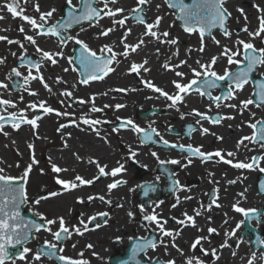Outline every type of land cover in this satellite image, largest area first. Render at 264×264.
<instances>
[{
  "label": "flooded vegetation",
  "instance_id": "obj_1",
  "mask_svg": "<svg viewBox=\"0 0 264 264\" xmlns=\"http://www.w3.org/2000/svg\"><path fill=\"white\" fill-rule=\"evenodd\" d=\"M136 5L137 0H134V7ZM147 8L148 5H145L143 12L147 22H154L157 16H161L163 19L159 25V32L168 31L171 34L173 29L170 28L174 27L165 24L167 23L163 16L165 11L150 9V15H147ZM127 12L129 11H125L124 15ZM166 12L173 14L170 9ZM136 23L137 25L130 27L131 34L127 39L129 44L136 43L145 31L144 25ZM179 28L183 31L180 26ZM68 32L65 34L68 35ZM144 39L146 41L144 46L131 54L128 59L121 56L118 62L112 65L115 70L102 80H92L88 84L81 83L80 71L74 65L79 85H96L88 87L89 93L96 98L107 99L103 101L102 106L111 104L107 95L111 93V97L115 94L120 97L118 102L124 107L116 109L121 114L119 119L114 120L113 113H109L107 120L88 125L94 133L80 129L82 122L74 118H71L72 122L68 123L69 132L66 127L60 128L63 124L61 120L55 124L57 126L54 127V132L60 138L61 145L48 149L46 152L59 153V158H55V161L50 163H55L66 171L58 174L51 171L52 175L69 182H73L77 175L93 180L90 185H81L67 191L64 190L63 185L54 184V189L63 191L61 195L79 194L75 199L69 198L59 202L63 206L65 201L75 206L77 210L74 211V218H82L87 224V230L83 229L82 234L75 235L76 241L72 247L76 250L66 253L62 245L74 234L71 232L66 241L59 245L63 248V252L58 254L71 260L87 261L88 264H135L137 260L142 264H165L168 260H175V264H185L188 257L199 258L204 264H248L250 259L253 260V264H257L258 255L264 261V246L256 243L258 237L264 240V172L259 170V167H264V149H261L259 143L252 144L249 141H245L246 147L241 146L237 149V142L242 137L252 134L253 130L248 127V123L264 120V107L257 108L249 105V110L241 112L239 107L223 106L224 104L239 106L240 101L252 97L254 82L261 79L264 66L251 75L250 83L237 94L236 99L223 101L221 106L217 107L208 97H202L193 91L185 97L183 103L177 106V110V108L167 107L171 101L145 87L141 80L151 81L169 94H175L177 90L172 81L180 78L176 77L173 71L165 70L162 65L166 62L174 65L180 60H187L188 66L178 69L186 73L182 82L187 83L193 78L190 69L198 68L196 61L208 63L210 58L197 56L198 51L196 54L192 51L189 53L186 48L159 44L151 37H144ZM76 46L77 44L73 42L72 54ZM157 48L160 49L159 55L156 52ZM114 50L117 53L122 52V45H117ZM177 51L178 55H173ZM191 54L195 57H191ZM144 60H147L145 67L149 71H142L140 75L128 72L132 62L142 63ZM225 68L235 69L236 65L230 66L223 59H219L214 65V70L221 75ZM218 84V88L211 90L213 96L222 95L227 91L226 81L218 82ZM117 89H128V91H116ZM40 109H34V118L38 116ZM193 109L210 117L220 115L231 116L233 119H222L219 123H211L209 120L196 116ZM181 113L185 114L183 118ZM252 113L255 114L254 117ZM47 115L48 113L42 110L40 119L45 121ZM129 119L146 131L155 128L160 136L152 134L151 141L141 143L142 133L138 134L130 128L120 127L123 121ZM198 120L199 123H197ZM189 125L194 129L191 132L188 130ZM28 126V124H21L19 129H16L17 134L22 135L23 131L20 130ZM8 127L12 128L11 125L4 126L5 129ZM58 128L59 131H57ZM201 128H207L209 132L202 134ZM30 130H33L31 126ZM48 133L49 128L44 127L40 132L37 130L35 136L29 132L31 137L29 136L28 139H34L40 135L43 140L42 136L45 137ZM161 137L168 140L170 145L201 147L205 153H213L217 150H221L222 154L234 152V158L226 157L233 159V163L250 162L251 158L257 155L262 159L259 167L255 169H237L231 164L223 163L218 157L205 162H202L199 157H190L191 163H189L187 152L165 146L161 142ZM65 142L68 143L69 149L64 148ZM130 149L136 152L134 157L131 156ZM153 152L156 156L152 155ZM173 160L179 163H171L170 161ZM97 163L105 166L107 173H111V170L119 165H123V170L115 176L100 175ZM44 164L48 167L46 160ZM0 165L2 166L1 162ZM117 181L120 182L119 186L109 191L107 185ZM174 181L177 183L174 184ZM229 181L236 182L229 183ZM28 182L27 178L26 187ZM146 187L150 189L147 195H145ZM241 193L243 195H240ZM89 196H103L104 200L96 198L88 201ZM80 199H83L84 203H81ZM216 203L220 207H216ZM209 204H212L210 211L206 210ZM173 205L176 206L173 207ZM233 205L257 211L250 213L251 218H248L236 212ZM141 207L144 208V213L141 212ZM153 209L158 214V218L167 221L165 225L167 230L174 234L180 233L174 242L179 249H182L183 255L177 252L176 248L171 247V237H164V243H159L161 233L156 229V225L143 219V215L151 213ZM196 211H200L201 215H195ZM129 212L133 213L132 217L128 215ZM185 213L194 217L196 227L190 226L187 221L185 225L177 223L185 219ZM89 217L95 218L89 220ZM209 217L211 220L208 219ZM238 224L239 227H237ZM209 227L215 228L216 233L209 234L207 231ZM233 232L235 235H231ZM199 236L208 237V240L202 241L201 245L193 250L191 244ZM144 239L156 240L157 247L139 252L134 256L133 248ZM44 242L45 240L38 241L35 237L31 242L35 246V253L38 252V245H44ZM225 242L228 246L221 248ZM88 245L91 247H87ZM200 248L207 249L209 252L216 249L218 259L211 255H204ZM253 253L256 260L253 259ZM42 259L58 264L55 260L46 257Z\"/></svg>",
  "mask_w": 264,
  "mask_h": 264
},
{
  "label": "snow or ice",
  "instance_id": "obj_2",
  "mask_svg": "<svg viewBox=\"0 0 264 264\" xmlns=\"http://www.w3.org/2000/svg\"><path fill=\"white\" fill-rule=\"evenodd\" d=\"M24 4L28 3V0H23ZM67 5V14L62 19L55 23H51L54 13L56 12L55 8L47 12H41L39 4L35 5V10L39 13V18H33L28 15H25V8L21 6V0H4V3L0 5V8L6 9L8 13L11 14L13 18H20L22 21L27 22L34 34H27L23 25L17 28V31L23 34V41L28 42L35 48V52L38 54L36 59H33L28 53L25 46V43L21 40H13L8 38L5 35H0V41H5L9 45H18L22 50L20 56L18 57L19 66L13 67L6 76V79L13 81V77L20 78L21 82L13 81V86L16 89L23 88L31 96L38 95L37 92L31 90L30 84L32 81H39L42 86L51 94L52 88L46 82L45 78L42 75L41 69L44 65V62H50L55 65L58 63L56 57H62V51H48L42 49L39 44L37 37L48 36L55 37L61 46L66 45L69 42L74 41L77 45L80 46L79 56L76 58V61L69 59V64L78 63L81 70L80 75L82 77L81 83L88 84L92 80H102L109 73L113 72L115 69L112 67L114 62H118V57H123L128 59L131 54L136 53L142 46L145 45L146 41L144 37H151L159 44H168L178 46V40L175 38H169L170 33L168 31L159 32V25L162 21L161 16H157L154 22H147L145 16L142 14L144 12V6L150 3V0H137L136 7H133L130 12L131 15H124L125 9L122 7H112L118 3V0H65ZM164 3L169 9L173 11V14L178 20L182 22L183 31L188 34L199 33L201 39V46L196 49V51L204 52L205 46L203 43V38L206 35H211L213 29H218L225 37H231L232 33L228 30L227 22L230 18V13L225 7L226 0H164ZM102 5L97 7V5ZM160 6L157 5V8ZM257 10L264 13V9L259 8L257 5ZM242 11V10H241ZM108 17L112 19L113 27L102 29L99 33L100 36L107 37L111 32L117 30L118 26L120 29H123V33L120 39V45H122V52L117 53L114 50L113 46L104 45L99 50V54L92 50L87 43L80 40L78 36L66 35L74 24H83L87 22L89 26H99V21L103 18ZM117 17H120L117 19ZM4 19V16L0 15V20ZM129 19H133L139 24L144 25L145 31L138 41L134 44H129L127 39L131 34V28L126 27V23ZM83 31V29H81ZM6 31V30H5ZM242 31L248 33L250 38L264 37V16L259 18V28L251 32L245 26ZM213 40L216 44H220L219 40ZM237 49L233 50L228 46H223V51L220 53V56L226 57L228 65H236L235 69L225 68L223 74H218L214 70V65L218 62L219 57L213 56L210 58L208 63H201L199 60L196 61L198 68H191L193 78L187 83H183L182 80L185 77L186 73L179 71L178 69L182 66H188L187 60H180L176 64H171L166 62L162 65L165 70L173 71L175 76L180 78L178 80L172 81L174 88L177 90L175 94H169L167 91L156 86L151 81L141 82L145 87L151 89L153 92L158 93L159 96L166 98V100L171 101L167 105L169 108H177L180 103H183L185 97L191 92L195 91L200 96L208 97L212 103H215L217 107L221 106V102L236 99L237 94L244 89L246 85L250 83L251 75L256 72L261 66H264V48H256L254 44L250 41L246 42L242 39L236 40ZM189 53L192 49H188ZM157 55L160 54V49H156ZM14 57L17 56L16 53H12ZM173 55H178V51L173 53ZM242 57V58H239ZM6 63V58L0 57V64ZM147 60H144L142 63L132 62L128 68V72L135 73L140 75L141 72H147L149 69L145 67ZM26 68L27 74H23L20 71V68ZM69 69H64L68 71ZM73 71L76 69L73 68ZM35 73V74H34ZM226 81L227 82V91L222 95L213 96L211 90L219 87L218 82ZM57 83H63V81L57 77ZM255 88L253 91L252 97L240 101L239 106L236 104H224L223 106L229 108L239 107L240 111L249 110V105H254L257 108L264 107V73L261 74V79L254 82ZM195 86V87H194ZM0 89L8 90L9 84L0 81ZM135 90V89H132ZM116 91H128V89H117ZM60 95L65 97H71L73 94L70 91L61 92ZM22 100L23 97L21 96ZM79 103H86L84 100H79ZM16 105L9 99L0 98V132H3V128L6 123H10L13 129H19L21 124L31 125L32 129L37 128V120L40 119L39 116H36L33 119H28L24 115V110H21L19 115L17 113H7L8 108H15ZM30 109H36L37 107L41 108L44 113H53L57 116L69 115L68 113H61L56 111L50 106L46 105V102L39 101L29 104ZM109 107V105H105ZM117 109L124 107V105L117 104L115 106ZM99 109L92 107L91 111L95 112ZM193 112L196 116L201 119L209 120L211 123H219L222 119H233L231 116L222 117L217 115L215 117L207 116L204 113L193 109ZM185 114L181 113V118ZM254 117L255 114L252 113ZM119 119V118H118ZM82 123L88 125H95L100 123V121H90L86 118H82ZM199 123V120L197 121ZM66 125H60V128H64ZM121 128H130L131 131L135 133H142L143 137L141 143L145 141H151L152 134L160 136V133L155 129L151 128L150 131L140 128L132 120H125L120 125ZM248 127L253 131L250 136H244L237 142V149L241 146H245V141H249L252 144L259 143L261 149H264V120H256L255 122H249ZM60 129L58 128L57 131ZM189 132L193 131L191 125L188 126ZM116 131V129H114ZM209 130L207 128H201L202 134H207ZM7 135V133H3ZM217 139H222V137H217ZM161 142L165 146H171L173 148H179L183 152H187L189 158V163H191L190 157H199L202 162L212 160L214 157H218L220 161L225 164H231L234 168L237 169H255L259 167L261 156L257 155L251 158L250 162H235L233 159H228L226 157H235L234 152H227L222 154L221 150H217L213 153H205L201 150V147H193L192 145H175L171 144L168 140H165L161 137ZM66 146V145H65ZM33 145L29 144L28 148L33 149ZM130 154L132 157L136 155L135 151L130 149ZM153 156H156V153H152ZM173 164L179 163V161L173 160L170 161ZM35 156H32L31 162L25 167L23 176L20 178L21 181L27 180L29 174L35 164H37ZM163 163V162H162ZM97 167L100 175L111 174L115 176L117 173H120L123 170V165L111 170V173L105 171V166H100L97 163ZM261 172H264V167H259ZM3 169L0 168V264H7L8 261H11L12 264H15L16 257L24 260L26 254L32 252V249L25 247L24 245L30 239L33 233L39 232L41 230L45 232H50L53 235L54 241H45L41 249L33 255L34 261H41L42 257H47L49 259L56 258L64 264H88L87 261L82 260H71L66 258L63 255H58V253L63 252V248L59 247V243L67 239L70 234V229L66 226L65 221L62 217L57 219H47L44 216L40 215V220L42 223H36L32 220H25L24 217L20 214L21 206L27 202V195L24 183H16V178L12 176H6L3 174ZM43 171V170H42ZM51 171L54 174H58L66 169H61L55 163L51 164ZM98 179V177H97ZM56 184L63 185L65 191L75 189L81 185H90L93 183L91 179H84L81 176L77 175L74 178L73 182L65 181L60 178H56ZM215 182V181H213ZM236 181H229V183H235ZM119 181L107 185L109 191L119 186ZM177 183L174 181V184ZM149 188H145V195H147ZM215 192V190H214ZM52 196L59 195L57 192L51 193ZM240 195H243L241 193ZM96 198L104 200L103 196L93 197L89 196L88 201H92ZM190 199V197H188ZM37 200L35 203H39ZM81 203H84L83 199H80ZM215 203V201H213ZM176 205H173L175 207ZM212 204H209L206 210L210 211ZM216 207H220L216 203ZM233 208L236 212L244 214L246 217L251 218L250 213H255V209H244L237 205H233ZM144 208L141 207V212L144 213ZM39 215V214H36ZM106 215V214H105ZM130 217L133 216L132 212H129ZM195 215H201L200 211H196ZM185 219L179 220L177 223L185 225V221L192 227H196V222L193 216L184 214ZM95 217H89V220L94 219ZM143 219L150 224H155L156 229L161 233V238L159 243L163 244L164 237H171L172 243L171 247L176 248L177 252L183 255L182 249L175 244V238L180 233H173L165 228L167 224L166 220L158 218V214L155 209L152 210L149 214H144ZM211 220V217L208 218ZM58 222L59 229L55 232L52 231L51 225H54ZM227 222V221H225ZM81 223L84 225V230H87V224L83 220ZM239 227V224L237 225ZM74 231L77 234H82L80 228H75ZM209 234L216 233L215 228L209 227L207 229ZM231 235H235L233 232ZM208 240V237L199 236L191 244V248L195 250L202 241ZM257 245L264 246V240H261L259 237L256 239ZM227 242L221 245V248L226 247ZM87 247H91L88 245ZM157 247V242L154 239H144L141 243L137 244L133 248L134 256L139 252H144L147 249H155ZM22 249V250H18ZM200 251L204 255H211L213 258L218 259L216 249H212L210 252L207 249L200 248ZM235 255V253H233ZM253 259H255V253H253ZM135 264H140L137 260ZM165 264H175V260H168ZM185 264H204V262L196 257H188L185 260ZM248 264H253V260L250 259Z\"/></svg>",
  "mask_w": 264,
  "mask_h": 264
},
{
  "label": "rangeland",
  "instance_id": "obj_3",
  "mask_svg": "<svg viewBox=\"0 0 264 264\" xmlns=\"http://www.w3.org/2000/svg\"><path fill=\"white\" fill-rule=\"evenodd\" d=\"M73 2L75 3V0H73ZM243 2L244 0L226 1L225 7L231 14L227 25L228 30L232 33L231 37H225L220 32L214 31L208 40L203 39L205 51H198L197 56L209 58L218 56L219 59L227 61L226 57L220 56L219 47L222 46L223 48V46L226 45L229 48L236 50L238 47L236 44L237 39H242L246 42L250 41L258 49L264 48V37L250 38L248 36V33L242 31L245 26H247L248 30L251 32H254L259 28V18L261 16H264V13L258 11L256 6L258 5L259 8L264 9V0H249V5L247 6L243 4ZM3 3L4 0H0V5H2ZM37 4H39L41 12H47L52 8L56 9L53 18L50 21L51 23H55L60 17H62L61 11L66 3L65 0H28V3L24 4L23 0H21V6L25 8L24 14L30 17L34 16V18L36 19L39 18V13L35 10V5ZM119 5L122 6L125 11H129L125 14L129 15L130 10L134 7V0H118V3L116 5H113L112 7H119ZM147 5V15H150V9H162L165 11L163 13L165 21L167 22L165 24L169 25L170 27H174L170 28L173 29L171 30L172 33L170 34V39L177 38L178 34H180L181 36H190L191 38H194V40H191V42H194L195 44V51L201 46V39L198 33H193L191 35L188 33H183V31L179 28V24L177 23L174 14H168L166 12L168 11V7L165 5L163 0H150V3H148ZM157 5H159L160 7L157 8ZM101 6L102 5L99 4L97 5V7ZM0 15L4 16V19L0 20V27L5 28L6 30L9 29V27L7 26L9 21L6 20H15V25L11 28L21 37L14 38L13 40H21L24 43L26 42L23 41V34L17 31V28L21 25H23L27 30V34H34L33 30L29 31L31 30V28L27 24V22L22 21L20 18H13L6 9L0 8ZM118 18L120 17H117V19ZM11 25H13V22ZM134 25H137V23L131 19H129L126 23L127 28H130ZM110 27H113L112 19L105 17L99 21V26L90 27L89 24H84L76 29H72L70 32H68V35L78 36L80 40L87 43L92 50L96 51L99 54V50L104 45L113 46L114 49L117 45H120V43L116 44L115 41L109 38V35L107 37L99 35L102 29H107ZM116 27L118 31L122 30L118 26ZM81 29H83V31ZM122 33L123 30L119 34ZM213 37L215 38V40H219L220 44H216L213 40ZM48 40H51L50 51H62L63 56L56 57V59L62 65V67H64V69H69L68 71H64L62 67H58L57 69H55L53 67L54 65L50 62H44L41 72L43 77L46 79V82L52 88L51 94L37 80L32 81L31 83L33 84V86L30 87L32 90H34L35 88L34 91L38 93V95L36 96L29 95L26 91L23 90V88H20L18 92H14L9 86L8 90L0 89V97L3 99H9L16 105L15 108H8L7 113L15 112L17 113V115H19L20 111L24 110V115L28 119L34 118V110L28 107L29 104L39 101H44L46 102L47 106L52 107L58 112L68 113L69 115L57 116L55 112L48 113L45 121L41 119L37 120L38 126L35 130H30L31 125L21 129L20 131H23L22 135L17 134L18 131L16 129L12 130V128L10 127L6 129L3 128V132H0V162L2 164V166L0 165V168L4 170L3 174L6 176L21 178L23 176L25 167L31 162L32 156H35V159L36 161H38V163L33 166L28 177L29 182L28 187L26 188L27 202L25 209L32 212L36 217H38L39 220L40 215L44 216L47 219H57L60 217L64 219L66 226L70 229V233L74 232V234L65 243L62 244L64 246V250L67 253L72 250H76L75 247H72V245H75V235L77 234L74 229L80 228L82 231L84 229V225L81 223L82 218H74V211L77 210L75 206L67 201H65V206H59L57 196L56 199H54L50 194L58 191V197L63 196L61 195L63 191L59 190L58 188L54 189V184L56 183L55 180L58 177H54L51 173V170H49L47 165L44 164L46 151L48 149H52L61 145L60 138L55 135L54 132V127L57 126L55 124L58 120H61L62 123L66 125V128H68L67 131L69 132L70 127L68 126V123L72 122L70 120L71 118H74L75 120L81 122L82 118H86L90 121H105L108 119L109 113H113V119L117 120L118 118H120L121 114L116 111L117 108L115 106L119 104L118 99L120 97L116 94L111 97V93H108V98L110 100L112 98L113 101L111 102V104H108L109 107L102 106L103 101L107 99L100 97L96 98V96H93L89 93V88L80 86L77 79V73L72 70L75 67L73 66V63L69 64L68 62L69 59L72 60L71 57L74 41L68 43V45L61 46L59 42L53 37H48ZM38 44L42 45L40 42H38ZM41 48L44 49L43 47ZM221 51H223V49H221ZM13 52L17 54L16 57L12 55ZM21 52L22 50L18 45H9L6 42L0 41V57L6 58V63L0 64V81L8 83L9 85L13 82L7 80L6 76H8L13 67L19 66L17 62L19 61L18 57L20 56ZM27 53L33 59H36L38 56V54L35 52V48L33 47L32 50L27 49ZM191 57H195V55L191 54ZM119 58L120 57H118V59ZM20 71L25 75L27 74L26 68L21 67ZM57 77H59L63 81V83H57ZM64 91H70L73 95L71 97L60 95V93ZM111 92H113V90H111ZM77 93L79 97L77 96ZM21 96L23 97L22 100L20 99ZM79 100H84L86 101V103L81 104L79 103ZM93 106H95V108L99 110L95 112L91 111ZM75 124L77 126L79 125V123ZM44 127L49 128V133L46 134L45 137L42 136L43 140L41 139L40 135H37V137H34V139H28L31 137L30 134H32V136H35L37 130L40 132V130H43ZM81 128L83 130H88L89 132L94 133L89 128L88 124L82 123L80 125V129ZM27 131L28 133L30 132V134H28ZM3 133H7V135H4ZM76 135L78 136V134ZM67 136H69V134ZM21 137L23 138L19 140V138ZM29 144H32L34 146L33 149L28 148ZM41 193H46L47 196L45 199L39 200L40 202L37 204L34 201V197ZM50 227L52 228V231L55 232L59 229V224L57 222ZM35 237L38 241L47 240L55 243L53 235L50 232L40 231L35 234L34 239ZM30 243L25 245V247L32 249V252L26 254V258L24 260L16 257L15 264H53L45 259H41V261H34L33 255L35 254V246ZM257 260H259L257 264H264V261L259 255L257 257ZM7 264H12V262L8 261Z\"/></svg>",
  "mask_w": 264,
  "mask_h": 264
},
{
  "label": "bare ground",
  "instance_id": "obj_4",
  "mask_svg": "<svg viewBox=\"0 0 264 264\" xmlns=\"http://www.w3.org/2000/svg\"><path fill=\"white\" fill-rule=\"evenodd\" d=\"M249 0H244V2H243V4H245L246 6L247 5H249V2H248ZM114 7H116V6H114ZM119 7H122V6H120L119 5ZM33 18H34V16H32ZM6 21H9V23L7 24V26L9 27V29H5V28H2V27H0V35H5V36H7L8 38H10V39H14V38H20L21 36L20 35H18L14 30H12V28L11 27H13L14 25H15V20H13V19H8V20H6ZM12 22H13V25H11L12 24ZM1 23V22H0ZM6 30V31H5ZM26 30V29H25ZM123 30V29H122ZM122 30H120V31H118V30H116V31H114V32H111L110 34H109V38H111L113 41H115V43L116 44H118L119 42H120V39H121V36H122V34H119V33H121V31ZM27 31V30H26ZM29 31H32V30H29ZM22 34V33H21ZM194 37V36H193ZM175 39H177L178 40V46H175V47H177V48H181V49H184V48H186L187 50L188 49H192V50H194V51H192L193 53H196V51H195V44H194V42H191V40L193 41L194 40V38H191L190 36H181L180 34H178L177 35V38H175ZM37 40H38V42H40L42 45H40L39 44V46L40 47H43L45 50H48V51H50L51 50V48H50V43H51V40H48V37H46V36H42V37H37ZM3 42H5V41H3ZM25 46H26V49H29V50H32V45H30V44H28V42H25ZM34 48V47H33ZM219 49H220V53L222 52L221 51V49H223L222 48V46H220L219 47ZM55 69H57L58 67H62V65L58 62L57 64H55L54 66H53ZM63 69H64V67H62ZM46 80V79H45ZM31 86H33V84L31 83V85H30V87ZM96 85H86L85 87L86 88H88V87H95ZM32 90V89H31ZM34 90H35V88H34ZM33 90V91H34ZM113 100L111 99V102H112ZM86 137V136H85ZM66 145V146H65ZM64 148L65 149H69V145H68V143L67 142H65L64 143ZM55 158L57 159V158H59V153H56V152H46V154H45V160H46V162L48 163V167H49V169L51 170V163L50 162H54L55 161ZM57 196V198H58V205L59 206H62L61 204H60V202L59 201H61V200H69V198H72V199H75V198H77L78 196H79V194L78 193H65V194H63V196L61 197H58V195H56ZM56 196H53V198L54 199H56ZM57 205V204H56ZM59 209H60V207H59Z\"/></svg>",
  "mask_w": 264,
  "mask_h": 264
},
{
  "label": "water",
  "instance_id": "obj_5",
  "mask_svg": "<svg viewBox=\"0 0 264 264\" xmlns=\"http://www.w3.org/2000/svg\"><path fill=\"white\" fill-rule=\"evenodd\" d=\"M67 11H68V9H67V5L65 6V8H64V17L66 16V14H67ZM63 17V18H64ZM62 18V19H63ZM61 19V20H62ZM178 20V19H177ZM179 21V23L181 24V26H182V22L180 21V20H178ZM79 25H81V24H74L72 27H75V26H79ZM183 27V26H182ZM214 30V29H213ZM206 36H209V35H206ZM79 53H80V46H78L77 47V49L75 50V56H74V61H76V58L79 56ZM77 64V66L79 67V65H78V63H76ZM80 72H81V70H80ZM15 88V87H14ZM16 89V88H15ZM16 183H21L20 181H16ZM24 205H25V203L21 206V209H20V214H21V216L22 217H24V219L25 220H32V221H34V222H36V223H42V222H39L34 216H32V214H30V213H24L23 212V207H24ZM32 236H33V234H32ZM32 236L30 237V239L28 240V241H30L31 240V238H32ZM27 241V242H28ZM63 241V240H62ZM39 249H41V247L39 248ZM60 264H64V262H61L60 261Z\"/></svg>",
  "mask_w": 264,
  "mask_h": 264
}]
</instances>
